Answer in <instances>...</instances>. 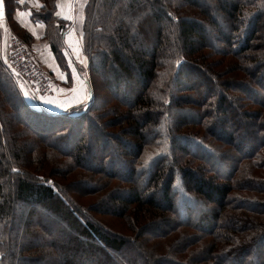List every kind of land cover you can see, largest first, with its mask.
I'll list each match as a JSON object with an SVG mask.
<instances>
[{
	"label": "trees",
	"instance_id": "16d2710c",
	"mask_svg": "<svg viewBox=\"0 0 264 264\" xmlns=\"http://www.w3.org/2000/svg\"><path fill=\"white\" fill-rule=\"evenodd\" d=\"M3 32L0 264H264V0H86L91 97L59 112L26 100Z\"/></svg>",
	"mask_w": 264,
	"mask_h": 264
},
{
	"label": "crops",
	"instance_id": "0c3cea01",
	"mask_svg": "<svg viewBox=\"0 0 264 264\" xmlns=\"http://www.w3.org/2000/svg\"><path fill=\"white\" fill-rule=\"evenodd\" d=\"M46 1L48 0H38L37 3L36 0H16V3H12L9 14L13 22L30 37L29 48L34 60L42 64L53 78L55 95L44 100L40 97L38 100L52 112L66 111L91 97L89 65L82 45V20L86 0H56L57 18L53 24L62 32L63 50L69 70L61 66L54 53L52 38L47 35L48 24L34 15V11L45 12ZM6 21L9 29L8 18ZM23 89L26 100H36L25 87Z\"/></svg>",
	"mask_w": 264,
	"mask_h": 264
},
{
	"label": "built area",
	"instance_id": "2783aa9c",
	"mask_svg": "<svg viewBox=\"0 0 264 264\" xmlns=\"http://www.w3.org/2000/svg\"><path fill=\"white\" fill-rule=\"evenodd\" d=\"M5 44V62L12 71L20 75L27 89L39 97H53V78L43 65L33 59L26 41L7 29Z\"/></svg>",
	"mask_w": 264,
	"mask_h": 264
},
{
	"label": "rangeland",
	"instance_id": "374dc122",
	"mask_svg": "<svg viewBox=\"0 0 264 264\" xmlns=\"http://www.w3.org/2000/svg\"><path fill=\"white\" fill-rule=\"evenodd\" d=\"M7 14H6V18L2 21H0V26L3 28L4 32H3V38H2V47H3V55H4V60H5V56H6V49H5V33H6V30L8 29L7 28ZM8 23L10 24V27L8 29V32H14L15 34H17L18 36L22 37V35H20L16 29L13 28L12 26V22L8 19ZM82 23H83V20H82ZM6 24V25H5ZM55 25V24H54ZM23 38V37H22ZM24 39V38H23ZM25 40V39H24ZM26 41V40H25ZM27 45H28V48H29V43L26 41ZM30 50V48H29ZM30 53L32 55V52L30 50ZM33 57V56H32ZM34 59V58H33ZM6 63V62H5ZM7 65V64H6ZM42 65V64H41ZM10 69V68H9ZM16 73V72H15ZM18 75V74H17ZM18 79H19V82L20 84H22V87H25L27 89V87L25 86V84L23 83L22 81V78L20 77V75H18ZM97 85H96V89H95V93L96 95H98V103L100 104L102 101L106 100V97H109V94H107V92L102 89L101 87V84L99 82V80H97ZM98 86V88H97ZM27 91H29L27 89ZM31 91H29L30 93ZM31 96L33 97H36V100H38V98H40L39 96L32 94L30 93ZM45 98H49V97H43L41 98L42 100H44ZM36 100L34 99V101L36 102ZM90 100V98L85 101L84 103H87L88 101ZM28 101V100H27ZM34 101H29L30 103H35ZM76 107V106H75ZM109 107V106H108ZM179 111H183L182 113H177ZM81 112L79 111V109H76L74 112H73V115H80ZM184 115V108H174L173 109V112L170 114V116L173 118V120L175 119H178L180 118V116H183ZM169 118L167 119V121L169 122ZM167 122V123H168ZM111 129H107V131H109ZM175 138L177 139V141H175ZM181 138V140L183 139L184 140V129L182 131H179L177 132L174 136H170V138H167L166 136H164L162 139H161V143L160 141L156 142V143H153L150 145V147L147 148L146 150V157L147 159L149 157H153V155L156 154V148H170V147H176L179 145V139ZM162 145V146H161ZM179 190H182V192L180 194H178V199H184V192H183V187L180 186L179 187ZM116 219V218H114ZM123 220H119V219H116V220H111V219H102V223L106 226H108L109 228L113 229L114 231H120V229H123V230H127L126 229V226L123 224V222H121Z\"/></svg>",
	"mask_w": 264,
	"mask_h": 264
},
{
	"label": "water",
	"instance_id": "95a60500",
	"mask_svg": "<svg viewBox=\"0 0 264 264\" xmlns=\"http://www.w3.org/2000/svg\"><path fill=\"white\" fill-rule=\"evenodd\" d=\"M6 18V5L5 0H2V3H0V21L4 20Z\"/></svg>",
	"mask_w": 264,
	"mask_h": 264
},
{
	"label": "snow or ice",
	"instance_id": "6c2138e0",
	"mask_svg": "<svg viewBox=\"0 0 264 264\" xmlns=\"http://www.w3.org/2000/svg\"><path fill=\"white\" fill-rule=\"evenodd\" d=\"M36 2L38 3V0H36ZM0 3H2V0H0ZM145 163H147V161H145Z\"/></svg>",
	"mask_w": 264,
	"mask_h": 264
}]
</instances>
